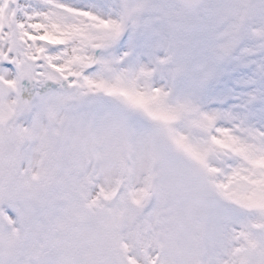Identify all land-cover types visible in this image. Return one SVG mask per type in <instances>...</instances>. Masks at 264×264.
<instances>
[{
	"label": "snow or ice",
	"instance_id": "6c2138e0",
	"mask_svg": "<svg viewBox=\"0 0 264 264\" xmlns=\"http://www.w3.org/2000/svg\"><path fill=\"white\" fill-rule=\"evenodd\" d=\"M0 264H264V0H0Z\"/></svg>",
	"mask_w": 264,
	"mask_h": 264
}]
</instances>
